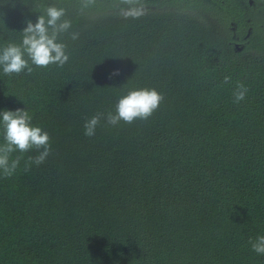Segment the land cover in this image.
<instances>
[{
  "label": "trees",
  "instance_id": "16d2710c",
  "mask_svg": "<svg viewBox=\"0 0 264 264\" xmlns=\"http://www.w3.org/2000/svg\"><path fill=\"white\" fill-rule=\"evenodd\" d=\"M49 5L72 22L67 63L0 67V111L26 109L51 145L0 172V264H264L249 244L264 235V0H0V48ZM140 88L164 97L149 119L84 134Z\"/></svg>",
  "mask_w": 264,
  "mask_h": 264
},
{
  "label": "clouds",
  "instance_id": "9594fccd",
  "mask_svg": "<svg viewBox=\"0 0 264 264\" xmlns=\"http://www.w3.org/2000/svg\"><path fill=\"white\" fill-rule=\"evenodd\" d=\"M96 0H81V10L88 9ZM123 3L139 2V0H122ZM138 18L140 11L128 13ZM72 27L70 19L66 18V11L62 7L49 5L44 13L39 15L36 23L27 21V26L22 31L20 44L8 43L0 48V67L5 75L17 74L27 71L33 72L32 65L39 68H47L51 64L63 67L69 60L66 53V45L58 42L62 34L68 33ZM79 38V33H71L73 41ZM27 57V58H25ZM31 62V64L29 63ZM119 70L113 72L118 75ZM231 82V76L226 75L224 84ZM248 93V88L243 83L237 82L233 90V102L243 101ZM164 97L155 88H140L128 91L121 96L114 106V112L97 113L85 120L84 134L88 137L95 135L96 128L101 120L108 125L117 126L121 121L127 124L135 120H147L158 109ZM32 116L26 109L15 111H0V126L3 128L5 143L0 145V172L5 178H10L16 172L20 159L17 157L10 161L12 153L28 152L35 149L39 155L28 157L25 171H29L32 164L39 166L51 153L49 134L38 126H33ZM251 250L258 255H264V235L250 239Z\"/></svg>",
  "mask_w": 264,
  "mask_h": 264
}]
</instances>
